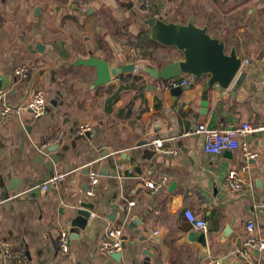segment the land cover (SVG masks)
Here are the masks:
<instances>
[{
    "label": "crops",
    "instance_id": "0c3cea01",
    "mask_svg": "<svg viewBox=\"0 0 264 264\" xmlns=\"http://www.w3.org/2000/svg\"><path fill=\"white\" fill-rule=\"evenodd\" d=\"M143 16L176 23L193 18L207 26L229 51L236 48L244 78L225 90L213 88L205 104L206 80L194 85L189 75L179 76L189 83L175 93L171 80L143 68L162 69L182 54L152 41ZM141 32L158 45L145 58L135 47ZM92 55L111 68L135 65L140 72H122L98 87L96 69L77 63ZM262 57L264 0H154L149 8L142 0H0V79L6 86L0 91L20 107L0 124V241L20 239L25 264H148V253L149 264H264V250H251L249 260L241 255L249 237L264 241V131L244 139L258 154L249 161L240 150L207 154L204 138L195 134L201 123L211 129L264 125ZM25 63L29 76L18 78L14 71ZM37 89L48 99L40 118L26 109ZM83 124L90 131L78 135ZM59 133L63 138L50 143ZM152 136L177 153L157 152ZM92 170L99 182L89 196ZM232 171L244 183L237 193L228 186ZM56 172L66 173L65 181L41 192ZM165 178L157 192L146 187ZM125 199L135 206L128 208ZM84 203L92 205V215L84 229L73 227ZM187 209L209 222L206 247ZM249 223L255 231H248ZM114 228L124 232L120 260L100 249ZM62 230L71 233L70 255L59 251ZM0 264L16 263L0 250Z\"/></svg>",
    "mask_w": 264,
    "mask_h": 264
},
{
    "label": "built area",
    "instance_id": "2783aa9c",
    "mask_svg": "<svg viewBox=\"0 0 264 264\" xmlns=\"http://www.w3.org/2000/svg\"><path fill=\"white\" fill-rule=\"evenodd\" d=\"M154 0H142V4L149 8L152 6ZM264 62V57L260 60ZM249 64L250 61L246 60L244 64ZM135 73L140 72L139 67L134 68ZM29 72L28 64L19 65L14 74L18 78H26ZM189 80H177L173 79L170 81V87H179L188 85ZM20 107H16L10 104L5 99V94L0 91V124H6L12 120L17 112H19ZM27 110L31 111L34 117L40 118L47 114L48 112V99L45 95L43 89H37L31 101L26 107ZM90 131V126L88 124L80 125L76 133L78 135H83ZM264 131V125L256 124L252 125L249 122L241 123L235 128L231 129H211L207 127L206 123H201L197 126L195 134L200 135L204 138V151L207 154L220 155L226 151H241L243 153L246 161L256 159L258 154L252 151L249 146L245 143L244 139L251 134L260 133ZM190 134L189 132L187 133ZM62 134L59 133L54 140L50 143L59 142L62 139ZM166 140L152 136L149 140V144L160 153L175 154L177 151L175 149H170L166 147ZM67 178L66 173L56 172L51 174L48 179L40 186L41 192H49L53 189H57ZM228 186L230 190L234 193L243 190L244 183L237 171H232L228 175ZM99 179L95 171L90 173V190L88 191L89 196L95 194L96 186L98 185ZM168 179H164L162 185L157 186L154 183H146V187L153 192H157L166 186ZM21 195H15V198H19ZM126 206L132 208L135 206V201L131 199H125ZM185 217L192 227L198 231L205 234L209 233V222L203 218L197 217V215L191 209L185 211ZM249 232L255 231L254 223H249L247 226ZM124 245V232L122 228H114L108 230L104 240L100 244L101 251L113 254L118 253L123 250ZM58 247L62 254H71V233L69 230H62L58 235ZM253 249L264 250V241L258 240L256 236H251L243 242V249L241 255L244 259H250V252ZM0 250L6 261H13L16 264H25L26 255L23 249V243L20 239L12 238L0 241ZM205 264H223L221 261L215 260L210 261ZM262 264V263H258Z\"/></svg>",
    "mask_w": 264,
    "mask_h": 264
},
{
    "label": "water",
    "instance_id": "95a60500",
    "mask_svg": "<svg viewBox=\"0 0 264 264\" xmlns=\"http://www.w3.org/2000/svg\"><path fill=\"white\" fill-rule=\"evenodd\" d=\"M141 18H144L143 22L147 27V36L152 41L163 47L177 49L183 57L182 60L164 65L162 69H156L152 66L144 67L143 71L149 76L168 81L182 75H189L194 85L206 80L205 90L202 94L203 104L207 102L209 91L213 88L219 87L225 90L236 80L241 82L244 78L243 73L239 75L243 59L238 56L236 48L229 51L224 40L210 35L207 26H197L193 18L189 19L187 23L168 22L155 16H143ZM77 63L96 69L97 79L95 85L98 87L110 85L113 77L122 72L133 71L135 68V65L111 68L108 61L93 55L88 59H79ZM4 88H6L4 79H0V90ZM180 91H182L181 87L174 90L175 93H180ZM57 148L50 151H55ZM101 175H108V173L104 174L102 172ZM92 208L91 204L84 203L78 209L72 226L84 229L92 215L90 211ZM77 232V229L73 231V233ZM230 232L231 229H227L224 236L230 234ZM199 234L200 242L206 247V234L203 232H199ZM111 256L120 260L122 253H114ZM148 256L146 261L149 264L150 253H148Z\"/></svg>",
    "mask_w": 264,
    "mask_h": 264
},
{
    "label": "trees",
    "instance_id": "16d2710c",
    "mask_svg": "<svg viewBox=\"0 0 264 264\" xmlns=\"http://www.w3.org/2000/svg\"><path fill=\"white\" fill-rule=\"evenodd\" d=\"M138 47V50L141 52L140 55L142 54V57H146V55L150 54V50H152L154 47H157L155 43L150 41L145 32H141L139 37H138V42L135 44V47ZM151 55V54H150Z\"/></svg>",
    "mask_w": 264,
    "mask_h": 264
},
{
    "label": "bare ground",
    "instance_id": "6f19581e",
    "mask_svg": "<svg viewBox=\"0 0 264 264\" xmlns=\"http://www.w3.org/2000/svg\"><path fill=\"white\" fill-rule=\"evenodd\" d=\"M29 76V75H28Z\"/></svg>",
    "mask_w": 264,
    "mask_h": 264
}]
</instances>
